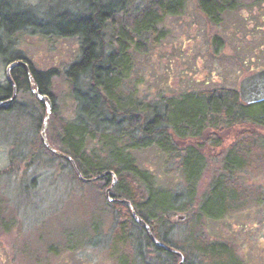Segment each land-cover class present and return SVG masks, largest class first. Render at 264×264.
Instances as JSON below:
<instances>
[{"label":"rangeland","instance_id":"rangeland-1","mask_svg":"<svg viewBox=\"0 0 264 264\" xmlns=\"http://www.w3.org/2000/svg\"><path fill=\"white\" fill-rule=\"evenodd\" d=\"M98 1L103 5L111 2ZM114 1H118L117 16L122 15V8L133 12L147 2ZM0 2L13 14H21V21L32 19L35 24L16 29L9 35L5 32L2 36L4 53L0 51V84L8 83L5 70L10 60L25 61L28 67L40 71L55 70L50 84L56 101L52 102V111L55 110V118L74 120L78 103L71 93L66 70L79 59L82 39L76 35H57L55 31L59 29L60 21L65 23L67 14L92 13L93 3L90 0ZM220 16L219 23L211 22L194 0H188L180 13L165 16L158 24V36H161L157 43L150 41L144 51L132 49L135 67L125 80V94L140 101L142 106L146 102L160 101L162 110L161 98L190 92L205 94L216 87L239 91L240 81L245 76L264 68V0L222 11ZM19 24L23 25V22L13 25ZM112 36L113 27L105 26L98 39L105 54L116 48ZM16 97V104L8 111H0V172L16 170L12 160L17 159L18 165L27 164V169H31L30 176L34 177V189L24 223L27 233L19 240L16 236L6 240L12 249L11 256H15L14 261L17 264H125V261L153 264L155 253L138 225L127 228L131 236L128 234L125 240L118 237V241L115 240L119 220L125 222L129 216L124 208L114 206L106 199L105 191L112 182L105 188L97 183H80L69 164L51 156L40 145L38 136L46 114L45 104L40 108L38 97L31 90L17 92ZM144 114L139 112V117L144 118ZM263 126L257 127L253 138L244 141V147L236 151L242 161V157H246L244 165L248 164L244 171L234 176L237 185L244 187L246 192L240 197L241 206L235 207L234 211L224 210L218 218H200L198 209L204 204L214 173L222 169L227 159L224 150L234 144L233 138L244 126L237 124L210 130L215 135L224 130L220 132L222 137L213 141L198 139V142L206 143L204 150L209 153L210 164L194 185L191 198L178 160L171 157L172 154L168 156L156 145L133 150L138 168L149 171L156 186L176 197L175 203L180 209L167 214V237L189 253L191 264L212 262L210 257L201 260V255L196 253L193 239L197 240V237L205 244L214 241L228 244V257L236 264H264ZM193 143L189 141V144ZM4 181L0 180V197L3 191L15 196L18 184L5 185ZM6 196L10 202L11 196ZM188 202L192 204L184 210ZM179 216L183 218L179 219Z\"/></svg>","mask_w":264,"mask_h":264},{"label":"trees","instance_id":"trees-1","mask_svg":"<svg viewBox=\"0 0 264 264\" xmlns=\"http://www.w3.org/2000/svg\"><path fill=\"white\" fill-rule=\"evenodd\" d=\"M90 1L93 3L92 13L67 14L65 23L60 21L59 29L55 31L57 35L80 36L82 46L79 59L72 62L66 70L71 93L78 103L76 117L74 120L55 118L53 110L48 125L49 142L73 158L84 178H93L108 170L114 171L118 180L111 189L110 196L129 200L138 215L150 224L152 233L169 247L181 251L185 256L184 264H191L189 253H185L180 244L167 237V214L180 209L175 203L176 197L156 186L149 171L148 173L138 168L133 150L156 145L168 156L172 154L170 156L178 160L177 165L191 198L194 185L198 184L210 164L207 157L209 153L204 150L206 143L198 142V139L204 141L210 138L213 141L214 138L222 137L220 132L224 130L218 131L216 135L219 137L210 130L226 129L237 124L244 126L233 138L234 144L224 150L227 159L220 172L214 173L204 204L198 209L200 218H218L224 210L234 211L235 207H240V197L246 194L245 188L237 185L238 181L234 176L244 171L248 164L244 165L246 157L243 156L242 161L236 151L244 147V141L249 142L253 138L257 127L264 125V101L246 104L241 100L238 90L216 87L205 94L190 92L177 97L161 98L162 110L159 108L160 101L146 102L142 106L140 101L125 94V80L135 67L132 49L144 51L150 41L157 43V38L161 36H158V24L168 14L180 13L188 0H147L145 5L133 12L122 8L121 16H117L116 12L119 9L118 1L111 0L104 5L98 0ZM194 1L208 20L217 24L222 11L234 10L247 4L251 6L262 0ZM10 11L0 5V51L3 53L1 39L5 32L9 35L16 29L35 25L32 19L21 21V14ZM21 22L23 25L14 27L13 24ZM107 25L113 27L112 41L117 45L105 54L98 39ZM30 69V74L25 71L21 74L14 72L18 92H29L33 83L39 93L48 95L53 103L56 102L50 89L55 70L40 71L33 66ZM79 94L81 98L77 97ZM0 96L11 97V85H0ZM37 100L38 106L44 108L45 103ZM16 101L17 99L10 106L16 104ZM139 112L145 113L144 118L139 117ZM40 120L41 117L37 119L38 126ZM38 140L45 152L65 161L71 166L76 179L80 183L85 182L78 177L68 159L47 150L41 135ZM191 140L194 142L192 145L189 144ZM213 145L210 146L213 148ZM111 182L110 175L90 181L92 184H101L103 188ZM191 204L192 202L186 203L184 210L190 208ZM113 205L124 208L129 216L125 222L119 220L117 233L114 235L116 241L117 237L125 240L129 234L127 228L131 229L132 224L138 225L143 229L142 233L152 253H155L153 264L179 262L176 254L151 242L148 232L141 223L135 221L128 205L120 202ZM193 240L195 251L198 256L201 255V260L210 257L211 264H236L228 257V244L219 241L205 244L198 237ZM124 263L129 264L126 261Z\"/></svg>","mask_w":264,"mask_h":264},{"label":"flooded vegetation","instance_id":"flooded-vegetation-1","mask_svg":"<svg viewBox=\"0 0 264 264\" xmlns=\"http://www.w3.org/2000/svg\"><path fill=\"white\" fill-rule=\"evenodd\" d=\"M11 62L12 61L10 60L7 66ZM7 66H6V69H7ZM261 69H264V68H261ZM22 71H25L29 74L28 70L23 66H16L11 70V75H12L14 82H15V79L13 77L14 72L21 74ZM7 81H8V84L11 85L8 78H7ZM11 87H12V93H13V86L11 85ZM7 98H10V97L3 98L0 96V101L7 100ZM10 105L11 103L1 104L0 111L9 109L11 107ZM12 166L16 170H11L9 172L7 171L0 172V180L4 181L5 179L4 181L5 185H10L13 183L18 184L17 194L15 196H12L10 193H7L6 191H3V195H1L0 197V264H17L14 261L15 256L14 255L13 257L11 256L12 249L7 244L6 240L7 238H9L10 240V236H16L15 238L19 240L23 238V236L27 233V228L24 223L28 216V205H29V198L31 196V191L34 189L32 185L34 177L33 175L30 176L31 169H27L28 167L27 164L18 165V160L16 159L15 161L12 160ZM7 194L11 196V199L14 197L13 201L10 199V202H7L9 200L6 196ZM111 203L114 204L116 202H111ZM149 238L151 242H153L150 235H149Z\"/></svg>","mask_w":264,"mask_h":264},{"label":"water","instance_id":"water-1","mask_svg":"<svg viewBox=\"0 0 264 264\" xmlns=\"http://www.w3.org/2000/svg\"><path fill=\"white\" fill-rule=\"evenodd\" d=\"M16 66H23L28 70V72L30 71L28 64L25 61H12L7 66L6 75H7L9 82L13 86V94H12V97H10L9 99L0 101V105L11 103L12 101H14L16 99L17 85L15 84V82L12 78V75H11V70ZM31 90L41 101L45 102L46 114H45V117L43 119V124L41 127L40 135H41L42 142L46 146V148L49 151L54 152L58 155H61V156L65 157L66 159H68L69 161H71V163H72L74 169L76 170L78 176L84 181L90 182L92 180L100 179V178H103V177H106L109 175L112 176V178H113L112 183L105 191L107 199L109 201H112V202H121V203L128 205L132 210V214H133L135 221L138 223H141L143 225V227L149 233L154 244L158 247L164 248L167 251L173 252L174 254H176L179 257V262L177 264H184V261H185L184 254L181 251L173 249V248L169 247L168 245H166L163 241L157 239L154 236V234L152 233L149 223H147L141 216L136 214V211L134 210V208H133V206L129 200L117 199V198L110 196L111 189L114 187V185L117 182V176H116L114 171L108 170V171H105V172H103V173H101V174H99L93 178H84L81 171L79 170L78 166L76 165L75 161L73 160V158H71L66 153H63V152L55 149L50 144L48 137H47V128H48L49 119H50V116L52 113V108H53L52 101L48 95L40 94L38 92V90L35 89L34 84L31 85ZM239 95H240L241 100L246 104H253V103H258V102L264 101V69H261L257 72L250 74V75H247L240 81ZM178 218L181 219L183 217L179 216Z\"/></svg>","mask_w":264,"mask_h":264}]
</instances>
